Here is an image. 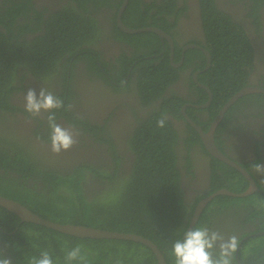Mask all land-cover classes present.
<instances>
[{
	"label": "trees",
	"instance_id": "obj_1",
	"mask_svg": "<svg viewBox=\"0 0 264 264\" xmlns=\"http://www.w3.org/2000/svg\"><path fill=\"white\" fill-rule=\"evenodd\" d=\"M88 1L95 0H70L67 6L64 5L60 10L54 11L46 20L43 11L35 10L32 13L22 11L21 16L23 14L27 19L18 25L14 19L16 14L11 11L6 13L5 19L9 18L6 21L8 24L4 25V30L0 29V112L15 109L10 102V96L17 89L13 82L19 73L17 69L21 65L18 61L20 57H24L22 64L32 75L40 80L50 79L53 84L60 83L58 87L66 86L67 78L68 84L70 80L69 88L72 87V77L80 60L89 61L92 71L99 75L103 74L99 65L95 66L96 57L91 53L95 50L84 46L93 44L100 28L97 19L90 13L93 9L86 5ZM98 1L100 3L96 4L97 6L109 5L116 8L122 3V0ZM174 1L168 0L167 3L170 5ZM136 3L130 2L125 11L124 22L127 26L138 28L152 24L143 8L136 6ZM155 6L156 3L153 4V7ZM28 8L26 5L25 9ZM215 8L213 1L205 8L208 16L207 26L210 24V13L213 12L224 40L208 32V43L212 45L210 51L214 57L213 65L201 75L202 80L207 79L213 93V102L210 106L212 120L228 99L248 84L254 67L255 52L247 33L245 31L239 33L237 24L230 17L223 14L220 16ZM79 9L84 12L87 10L90 14L85 15ZM0 17L4 18L2 7ZM258 21L259 15L255 17L257 24ZM17 31L19 34L15 33ZM114 37L136 46L135 57L122 58L121 61L124 63L122 62L120 74L113 78L117 82H124L126 67L140 58L138 56L146 54L141 52L140 48L144 47L145 50L148 48L150 53H158L162 49L154 33L126 34L116 26L115 18ZM155 41H158V44H155ZM20 47L24 50L23 53H20L18 49ZM180 52V48L177 47L175 62L180 60ZM191 52L189 50L186 56ZM167 54L168 52L164 53V57L155 59L148 58L135 66L140 80L139 94L145 104L163 97L165 90L179 77ZM185 60L187 65L193 61V57H186ZM103 65L105 66L104 62ZM197 88L203 94L199 101L203 103L208 94L204 89ZM71 95L72 93L70 97ZM57 96L61 99L66 98L64 94ZM245 96L257 97L258 102L264 99V93ZM245 99L246 97H242L239 100ZM185 101L172 92L169 98H163L162 112H155L153 118L134 133L130 141L131 148L136 153V161L129 176L124 172L118 173V169L111 173L106 168L100 166V169L87 162L77 165L71 171L40 166L34 162L33 152L25 151L18 141L0 134V194L23 203L52 221L136 232L155 242L164 254L167 264H174V257L171 255L172 243L182 238L197 202L204 196L197 197L192 205L185 201L181 187V172L174 149L178 144V132L170 119H166L164 128L157 127V121L166 111L170 113L171 103L174 104L173 115L182 118L180 110ZM195 110L196 107L191 106L186 111L193 115ZM54 113L56 118L60 115L69 118L66 107L54 110ZM228 118L226 114L225 119L217 127V133H221L228 125ZM81 119L80 116H75L74 120H68L72 124L83 125ZM89 125L94 132L100 128L98 125ZM209 125L205 126L206 130ZM49 137L50 131L45 138ZM220 142L222 141L216 140L217 144ZM198 143L203 147L199 134L190 127L186 146L190 148ZM213 159L212 167L219 171H215L216 183L211 192L222 187L237 192L247 189L248 182L238 171L218 159ZM186 161L192 165L190 157H186ZM89 172L102 180H107L104 190L87 192L84 180ZM31 179H39L42 185L37 181L30 182ZM121 182H123L121 200L116 203L110 202L114 199H110L108 195ZM250 199L261 201L264 200V195L259 192L243 198L219 195L208 205L196 226H205L210 223L211 218L218 216V213L241 204L247 207V221L264 215L263 206V209L258 208L257 204L249 202ZM256 230H264V221L260 222ZM251 240H247L246 243L249 244ZM77 245L81 248V258L72 261L71 264H158L151 249L140 242L68 236L42 225L21 222L18 216L0 206V253L6 258H11L12 264H30L31 258H38L45 250L52 256L53 264H68L66 254ZM249 263L255 261L250 260Z\"/></svg>",
	"mask_w": 264,
	"mask_h": 264
},
{
	"label": "flooded vegetation",
	"instance_id": "obj_2",
	"mask_svg": "<svg viewBox=\"0 0 264 264\" xmlns=\"http://www.w3.org/2000/svg\"><path fill=\"white\" fill-rule=\"evenodd\" d=\"M69 1L0 0V7H2L4 17H0V29L4 30V25L8 24L6 21L9 18L5 19L7 12L11 11L16 14L14 19L16 25H18L19 23H24L25 19H27L23 14L21 16L22 11L23 13L26 11L32 13L35 10L43 11L46 20L47 16L53 14L54 11L60 10L64 5L67 6ZM123 1L118 8L109 5L97 6L96 4L99 5L100 3L98 0L88 1L86 4L89 9H93L90 13L97 19L100 28H98L99 31L96 33L98 37L94 38L93 44L84 46L95 50V52L91 51V53L96 57L95 66L99 65L103 72L102 75H99L96 71H92L89 61L80 60L77 62L75 74L72 77V87L69 88L70 80L68 84V78L66 86L58 87L60 83L58 85L54 83L56 84L54 85L50 79L40 80L32 75L30 70L22 64L24 57L19 58L18 61L21 65L18 66L17 71L19 73L13 82L17 89L10 96V102L15 109L0 112V134L10 140L18 141L21 144V148L25 149V151L30 148L31 152L29 153L33 152L35 154L33 157H38L34 162L40 166H47L59 171H63L64 169L71 171L77 165L87 162L96 165L98 168L100 166L101 168H106L111 173L115 169H118V173L124 172L129 176L136 161V153L131 148L130 140L139 128L144 127L145 123L153 118L155 112H162L161 105L163 98H169L172 92H175L186 100L180 110L182 118L173 115V103L169 106L170 113L166 111L163 115L167 119H170L178 132V144L175 145L174 149L181 172V187L184 191L185 201L188 205H192L197 197L209 195L208 193L212 191L216 183L215 177L217 176L215 171H219L217 169L214 170L212 167L214 157L209 155L205 148L203 149L204 146L202 147L200 143L193 144L190 148L186 146V140H188L190 127L192 126L182 113V109L187 103L191 105H187L186 110L188 107H194L193 105L202 104L199 101L203 98V94L197 87L200 89L204 88L193 80V74L196 71L202 70L199 72L197 80L209 87L207 79H201V75L211 69L213 65L214 57L210 51L212 45L208 43V32L213 33L217 38L222 37L224 40L221 27L215 21L213 12L210 13V24L209 27L207 26L208 16L205 13V8L213 1L215 9L219 12L220 16L223 14L230 17L237 24V31L239 33L244 31L247 33L255 52L253 71L249 77L248 84L245 86L252 85L264 88V0H175V3L173 2L170 5L167 3L168 0H129L122 13V22L127 25L124 22L125 11L130 2L136 1V6L143 8L147 19L152 23L147 27L159 28L172 38L174 43V63H180L183 60L181 67H175L179 74L178 79L165 90L163 97L153 100L148 104L143 102L139 94L140 80L138 79V71L135 69V66H137L138 62L147 60L148 58L164 57V53L167 52L170 58L171 47L166 37L161 38L158 34L149 32L154 33L158 37L157 39L162 46L160 52L150 53L147 47V50L144 47L140 48L142 49L140 51L146 54L138 56L140 58L135 59L132 65L126 67L127 73L124 76L126 79L124 82L115 81L113 78L120 74L122 62L124 63V61H121L122 58L135 57L136 54L135 44L121 41L114 37V18L118 27L117 15ZM154 3L157 6L153 7ZM26 5L29 7L27 10L25 9ZM81 12L85 13V15L90 14L87 10L86 12L81 10ZM258 15L259 24L255 22V17ZM239 28L241 29L238 30ZM15 33L19 34L18 31ZM158 41H155V44H158ZM188 44H196L198 48H188L184 52V55H182V49ZM177 47L181 50L180 60L175 62ZM18 49L20 53L24 52L21 47ZM189 50L192 52L186 56ZM34 57L39 56L34 55ZM186 57H193V61L185 65ZM208 57H211L210 66L207 63ZM42 87L56 96L61 94L66 95V98H62V100L64 104L67 100L65 107L69 118L60 115L57 116L56 122L65 128H70L76 133L74 136L76 143L73 147L59 154H54L51 151L50 140L45 138L50 131L47 121L48 113L42 112L39 117L32 118L24 110V96L28 89H35L37 98H39V92ZM256 93L261 94V92ZM256 93H250V95ZM243 97H246V99L237 100L226 111L229 117L228 125L221 133L215 132V141H218V139L222 141L218 144L216 143L217 147L229 158L249 171L256 183L264 188V177L258 175L252 167L254 163L264 164V99L258 102L257 97ZM208 98L209 94L203 103L207 102ZM212 102L213 100L210 106ZM210 106L207 108H196L193 115H190L186 111L189 117L200 125L204 131L209 129L214 120L211 119ZM226 114L223 119H225ZM75 116H80L84 124H72L69 120H74ZM89 124L98 125L100 128L94 132L92 126ZM208 124L210 125L206 130L205 126ZM192 128L195 130L194 127ZM28 143H31V146H28ZM186 157L191 158L192 165L187 163ZM34 181L42 185L39 179L30 180V182ZM225 181L227 180L225 179ZM106 184L107 180H102L90 172L87 173L84 180V185L89 193L104 190ZM249 202L256 204L254 199H250ZM208 205L200 215V220ZM257 205L259 206L258 208H262V206L264 208V200L260 201V199H257ZM227 212V215H223ZM246 213L247 207L244 204L233 206L232 208H228L227 211L218 213V216L211 218L210 223L205 226L211 230L219 231L225 239L228 236L235 235L240 241L243 236L256 230L260 222L264 221V215H258L256 219L247 221ZM247 243L245 241L238 248L240 261L244 264H255L257 262L249 263L242 258L241 252L245 250L246 245H249ZM234 264H238L236 258H234Z\"/></svg>",
	"mask_w": 264,
	"mask_h": 264
},
{
	"label": "water",
	"instance_id": "obj_3",
	"mask_svg": "<svg viewBox=\"0 0 264 264\" xmlns=\"http://www.w3.org/2000/svg\"><path fill=\"white\" fill-rule=\"evenodd\" d=\"M128 1L129 0L123 1L122 7H121V9L117 15V25L120 28V30L124 33H127V34H139V33H143V32H154V33L158 34L161 38L166 37L169 40V44L171 47L170 61L174 67H176V66L181 67L183 60L180 63H174V43H173L172 38L167 33H165L164 31H162L156 27H147L146 26V27H140V28H132V27L125 25L122 22V18H121L122 13H123L125 7L127 6ZM192 47L198 48V46L196 44H188L182 49L183 50L182 55H184V52L188 48H192ZM207 63L210 66L211 57H208ZM201 71H196L193 74V80L199 86H201L202 88H204L208 92L209 98H208L207 102L199 104V105H193V106L196 108H207L210 106V103L213 100V93L208 86L200 83L197 80V76H198L199 72H201ZM256 92L264 93V88H261L258 86L247 85V86H244L243 88H241L240 90H238L236 93H234L228 99V101L222 106V108L219 110L218 114L214 118L213 122L211 123V125L207 131H204L203 128L200 125H198L195 121H193L189 117V115L186 113L187 105H191V104L187 103L183 107V109H182L183 115L185 116L186 120L190 123V125L192 127H194L195 130L197 131V133L199 134V136L203 142V146L206 149V151L209 153V155L213 156L214 158H216V159L224 162L225 164L231 166L232 168H234L248 182L247 189L242 191V192L236 193V192H233L227 188H222V189H219L218 191L210 194L206 198H204L199 203V205H197L196 212L194 213L193 217L191 218L189 225L186 228V230L191 229L192 227H194L196 225V222H197L199 215H200L203 207L205 206V204L209 200H211L213 197H216L217 195L224 194V195H230V196H234V197H236V196L237 197H245L248 195H252L256 192L264 194V188L256 183V181H255L254 177L251 175V173L249 171H247L246 169H244L237 162H235L234 160L229 158L225 153H223L217 147L216 141H215L216 129H217L219 123L221 122V120L223 119V117L225 116L226 111L237 100H239L243 96L250 94V93H256ZM0 206H2L3 208L7 209L8 211L14 213L16 216H18L21 222H30V223L42 225L44 227H47L49 229L63 233V234L68 235V236H73V237H77V238L116 239V240L140 242L143 245H145L151 249V251L155 255V258H156L158 264H167L165 256L162 253V251L160 250V248L158 247V245L155 242H153L151 239H149L143 235H140L138 233L121 232V231H117V230H110V229H104V228H100V227L86 226V225H82V224L61 223V222H57V221H52L50 219L44 218L41 215L37 214L31 208L27 207L23 203L15 200L13 198L4 196L2 194H0ZM257 236H264V230L258 231L255 233H249V234L243 236L241 238V240L239 241V247H241L243 245V243L245 241H247L248 239L253 238V237H257ZM238 252H239V250L236 252L235 258H236L238 264H244L240 261ZM255 264H264V261H260V262H257Z\"/></svg>",
	"mask_w": 264,
	"mask_h": 264
},
{
	"label": "clouds",
	"instance_id": "obj_4",
	"mask_svg": "<svg viewBox=\"0 0 264 264\" xmlns=\"http://www.w3.org/2000/svg\"><path fill=\"white\" fill-rule=\"evenodd\" d=\"M24 110L30 117H39L42 112H47V121L50 128V148L54 154L68 151L76 143L73 130L65 128L56 122L53 110L64 108V101L54 93L41 88L39 98L36 90L29 88L24 96ZM166 116L157 121V127L164 128ZM254 171L264 177V164L254 163ZM239 240L237 236L231 235L226 239L219 232L211 230L206 226H194L183 232L182 238L172 243L171 255L174 264H234L235 253L238 251ZM81 258L79 245L73 247L66 254V261L71 264ZM0 264H12L11 258H6L0 253ZM30 264H53L52 256L48 251L33 257Z\"/></svg>",
	"mask_w": 264,
	"mask_h": 264
},
{
	"label": "rangeland",
	"instance_id": "obj_5",
	"mask_svg": "<svg viewBox=\"0 0 264 264\" xmlns=\"http://www.w3.org/2000/svg\"><path fill=\"white\" fill-rule=\"evenodd\" d=\"M9 15H11V13H9ZM28 146H31V143H28ZM26 147H27V144H26ZM27 151L31 152L30 148H28ZM33 156H35L34 153H33ZM36 158H38V157H35V159ZM122 184H123V182H121L113 190V192L110 195H108V197L110 199H112V198L114 199L110 202L116 203L117 201L121 200V198H122ZM256 204H257V200H256ZM227 214L228 213H224L223 215H227ZM263 245H264V236H258V237L252 238V240L249 242V245H246L245 250H243V252H241L242 258L244 259V261H246V262H250V260H252L253 262L254 261L255 262L264 261V249L261 248Z\"/></svg>",
	"mask_w": 264,
	"mask_h": 264
},
{
	"label": "bare ground",
	"instance_id": "obj_6",
	"mask_svg": "<svg viewBox=\"0 0 264 264\" xmlns=\"http://www.w3.org/2000/svg\"><path fill=\"white\" fill-rule=\"evenodd\" d=\"M183 113V112H182ZM223 188H225V187H223ZM220 189H222V188H220ZM228 189V188H227ZM219 190V189H218ZM218 190H216V191H218ZM230 190V189H229ZM216 191H214V192H216ZM231 191H233V190H231ZM214 192H212V193H214ZM233 192H236V193H239V192H242V191H239V192H237V191H233ZM212 193H210V194H212ZM209 194V195H210ZM208 195V196H209ZM220 195H224V194H220ZM217 196H219V195H217ZM216 196V197H217ZM228 196H230V195H228ZM207 197V196H206ZM206 197H204V198H206ZM216 197H213L211 200H209L206 204H205V206L203 207V209H202V211H201V213H200V215L202 214V212H203V210H204V208L213 200V199H215ZM232 197H234V196H232ZM237 197V196H236ZM246 197V196H245ZM204 198H202L199 202H198V204L197 205H199V203L204 199ZM197 205L195 206V209H194V212H193V215H194V213L196 212V207H197ZM193 215H192V217H193ZM200 215H199V218H198V220H197V222L196 223H198L199 222V220H200ZM191 217V218H192ZM191 220V219H190ZM190 222V221H189ZM189 225V224H188ZM188 227V226H187ZM258 231H262V230H258ZM257 230L256 231H253V232H250V233H255V232H258ZM136 233V232H135ZM258 237V236H257Z\"/></svg>",
	"mask_w": 264,
	"mask_h": 264
}]
</instances>
